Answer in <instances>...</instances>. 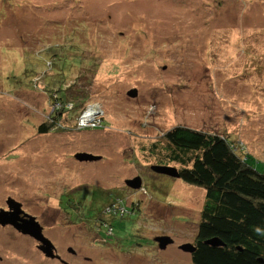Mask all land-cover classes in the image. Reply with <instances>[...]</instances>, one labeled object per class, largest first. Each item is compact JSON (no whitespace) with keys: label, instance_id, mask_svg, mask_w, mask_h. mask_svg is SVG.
<instances>
[{"label":"rangeland","instance_id":"rangeland-1","mask_svg":"<svg viewBox=\"0 0 264 264\" xmlns=\"http://www.w3.org/2000/svg\"><path fill=\"white\" fill-rule=\"evenodd\" d=\"M66 60L73 64L65 65L64 85L87 96L84 111L93 107V116L80 126L65 113L64 132L38 133L52 108L44 86ZM26 68L35 85L25 88ZM178 125L224 135L237 154L264 163V0H0V187L33 213L73 190L81 224L46 222L66 246L80 248V264H191L179 246L205 236L202 188L157 174L144 178L134 204L105 196L147 166L178 169L149 150H160ZM76 152L101 158L78 162ZM89 197L100 207L125 206L107 212L106 241L85 224ZM165 234L174 239L166 248L151 243ZM14 245L1 240L0 249Z\"/></svg>","mask_w":264,"mask_h":264},{"label":"trees","instance_id":"trees-1","mask_svg":"<svg viewBox=\"0 0 264 264\" xmlns=\"http://www.w3.org/2000/svg\"><path fill=\"white\" fill-rule=\"evenodd\" d=\"M60 54L53 53L51 58L59 60L63 58V53ZM77 60L80 63V59ZM72 64L73 61L66 60L59 67L58 77L53 76L44 86L49 98L47 104L52 108L44 112V119L37 126L38 133L64 132L66 128L61 123V116L66 113V119H69L74 112L73 117H79L86 107L87 96L81 90L74 91L73 82L64 85L69 78L66 68ZM31 71L27 68L21 71L26 77L25 88L35 85L32 79L29 80ZM18 91L15 87L9 94ZM55 104L58 107L53 108ZM164 139L166 143L157 152L149 148L155 161L178 164L180 179L204 191L198 228L205 236L192 240L196 249L191 254V264H264V163L255 166L253 156L242 152L237 154L234 144L216 132L178 125L168 130ZM104 204L98 208L90 227L101 232L106 241L109 233H113L106 214L123 213L124 204L120 201H104ZM210 237H219L224 245L212 247L205 244Z\"/></svg>","mask_w":264,"mask_h":264},{"label":"flooded vegetation","instance_id":"flooded-vegetation-1","mask_svg":"<svg viewBox=\"0 0 264 264\" xmlns=\"http://www.w3.org/2000/svg\"><path fill=\"white\" fill-rule=\"evenodd\" d=\"M51 132H56V131L52 130ZM57 133H59V131ZM75 160L78 161L77 159ZM78 162H91V161H78ZM147 167L148 170L142 171V169H139L137 173L134 174L133 177H131V178L137 176L140 177L141 185L138 189H133L125 183L127 179H131V178H123L120 186H118L117 188L113 186L110 187L114 189H109V190L107 189V193L105 194V196L109 194V192H111L113 195L120 196L124 203L126 202V199L128 197H130L132 201L131 203L134 204L135 201L138 202L139 198L136 195L141 194V192H142L141 195H143L145 192L144 190H142L143 187H145L143 184L144 178L148 177L150 182V177L154 175L157 176L158 174L152 169L151 166H147ZM142 172L144 173L142 174ZM96 193L99 194V196L101 195V192L98 191V189H96ZM72 194H73V190L69 194L66 193L65 191L61 192L58 194L57 203L53 208L48 205H44L37 207V210L33 213L30 212L28 208L25 207L24 200L18 198L14 194H9V193L6 194L2 192L0 187V213H6L11 217L15 216L16 222H18L19 218L28 219L33 217L35 221L39 224L43 236L47 238L53 245L52 257L47 256L41 250L40 247L41 243L40 241L36 240V238L30 236L29 234L21 233L12 224L0 223V235L2 236V238H0V242L1 240L3 241L6 240V241H10V243L12 244H15L10 249H6V248L0 249V264H80L81 261L80 248L75 249L70 245L66 246L63 243L64 242L63 232L59 231V235H58L56 232V228L53 226L50 227L51 230L48 231L47 230L48 226L46 222V218H54L56 220L64 219L65 223H69L71 225L81 224L82 219H84L81 216H79L81 207L80 209L76 210V207L79 206L81 203V198L78 196L76 197V195L73 196ZM89 200L90 202L87 204L86 209H90V207L93 206V215L87 216V218L90 219L92 217V223H90V225H93V217L96 215V212L100 206L97 204L98 203L97 200L92 199L91 197H89ZM122 209L125 211V206ZM110 213L114 214L113 212ZM85 224L93 231V227H90L87 223ZM94 235L96 236V238L102 239L101 232L94 231ZM156 236L150 239L153 245L157 244V242L154 240ZM12 248L14 249L11 250ZM83 258L89 261L91 260V257L86 255H84ZM71 260H73V262H71Z\"/></svg>","mask_w":264,"mask_h":264},{"label":"water","instance_id":"water-1","mask_svg":"<svg viewBox=\"0 0 264 264\" xmlns=\"http://www.w3.org/2000/svg\"><path fill=\"white\" fill-rule=\"evenodd\" d=\"M127 94L129 96L136 95V90L130 89ZM75 159L78 161H96L101 158L100 155H94L92 153L88 152H76L74 154ZM152 169L158 173L163 174L169 177L173 178H180V171L171 165H152ZM125 183L133 188L138 189L140 187L141 179L140 177H134L131 179H127ZM21 212V210H20ZM0 223L1 224H12L15 226V228L20 231L23 234H29L30 236H33L36 238V240L40 241L41 243V250L45 253V255L52 257L53 254V245L51 242L45 238L42 234L41 228L39 224L35 221L33 217L28 219H18V222L15 220V216L11 217L10 215H7L6 213H0ZM154 240L157 242L159 249L166 248L167 245L173 243V238L167 235H159L154 238ZM205 244L210 245L212 247H217L224 245L223 241L219 237H210L205 240ZM179 248L182 251H185L189 253L190 255L195 251V246L193 243L186 242L179 246Z\"/></svg>","mask_w":264,"mask_h":264},{"label":"built area","instance_id":"built-area-1","mask_svg":"<svg viewBox=\"0 0 264 264\" xmlns=\"http://www.w3.org/2000/svg\"><path fill=\"white\" fill-rule=\"evenodd\" d=\"M90 109H91V110H90ZM88 112H89V113H88ZM92 116H93V109L90 108V107H88V108L82 113V115L79 116L80 119H79L78 124H79L80 126H82V122H81V120H82L83 122L88 121V120H91ZM99 125H101V124H99Z\"/></svg>","mask_w":264,"mask_h":264},{"label":"clouds","instance_id":"clouds-1","mask_svg":"<svg viewBox=\"0 0 264 264\" xmlns=\"http://www.w3.org/2000/svg\"><path fill=\"white\" fill-rule=\"evenodd\" d=\"M90 108H92V109H93V107H90Z\"/></svg>","mask_w":264,"mask_h":264},{"label":"bare ground","instance_id":"bare-ground-1","mask_svg":"<svg viewBox=\"0 0 264 264\" xmlns=\"http://www.w3.org/2000/svg\"><path fill=\"white\" fill-rule=\"evenodd\" d=\"M91 110V109H90ZM82 115V114H81Z\"/></svg>","mask_w":264,"mask_h":264}]
</instances>
